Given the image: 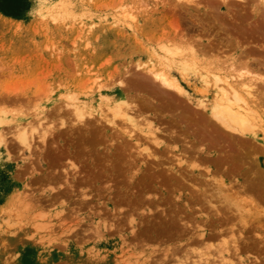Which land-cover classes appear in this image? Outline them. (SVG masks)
<instances>
[{"label": "rangeland", "instance_id": "obj_1", "mask_svg": "<svg viewBox=\"0 0 264 264\" xmlns=\"http://www.w3.org/2000/svg\"><path fill=\"white\" fill-rule=\"evenodd\" d=\"M210 2L0 0V264H264V213L260 223L255 219L244 224L234 207L225 209L231 206L226 196L241 192L238 197L249 200L240 183L250 185L254 174L223 175L222 190V173L214 171L210 179L204 170L207 158L198 157L215 154L192 149L197 164L191 142L182 138L181 123L174 126L180 117L168 110L160 114L148 92L137 87L153 67L182 85L193 101L190 105L211 103L215 90H204L203 77L216 55L208 47L234 38L228 25L224 31L214 22V11L225 15L241 9L252 20L257 18L254 11L264 12V0L245 5L233 1L230 6L219 2V11ZM190 44L211 53L184 71L191 64ZM231 54L220 53L221 59H231ZM261 54L257 57L262 62ZM260 66L250 70L264 93V64ZM180 97L183 104L188 102ZM77 104L86 106L84 115L76 114ZM118 105L129 110L132 122L114 115ZM149 124L155 135L148 134ZM170 129L181 132L177 142ZM149 150L159 162L150 159ZM262 185V194L256 191L255 198L264 211ZM106 239L109 245L99 244ZM224 241L230 243L229 251L223 250Z\"/></svg>", "mask_w": 264, "mask_h": 264}, {"label": "bare ground", "instance_id": "obj_2", "mask_svg": "<svg viewBox=\"0 0 264 264\" xmlns=\"http://www.w3.org/2000/svg\"><path fill=\"white\" fill-rule=\"evenodd\" d=\"M191 1V3L193 2V0H188ZM211 1L210 3H213V6H211L212 10H216L218 9V3L222 2V4L225 5H229L231 2L235 3V5L237 4V2H239V4H247L249 0H209ZM190 3V4H191ZM231 3V4H233ZM209 4V8H210ZM234 5V4H233ZM230 6V5H229ZM236 7V6H235ZM243 7V6H242ZM231 8V7H230ZM230 8L228 10H230ZM227 9V7H226ZM240 9V8H238ZM223 10V9H222ZM241 10V9H240ZM239 10V12L237 11L236 13L232 14L233 11H227L225 13L226 17H224V12H219L220 16L223 15V18L221 17H217V11L216 14H214V12H211L214 14V22H218L219 26L221 27L223 25V30H224V26L228 25L229 26V31L231 30V32H228V35L232 36L234 38L231 37V39L228 37L226 39L228 40H223L221 41V43H219L220 45H212L209 46L208 48H210L212 50V53L210 50H207L206 48H200L197 49V47L195 48V46H193V44L190 47V54H192L190 56V58H188V60L191 62L190 65H185L183 66L182 70L186 71L188 70V67L191 68V66H195L198 65V63L203 61V58H201L203 55L205 56V54L207 53H211L213 56L216 55L214 57V59H211V61H209V67L206 69V75L204 74L203 80L206 86V89L208 92H210V88H213L215 90V95L212 98L211 103H203L201 102V104H196V105H190L193 101L190 98V95L186 92V90L182 87L181 84H179V82L175 79H173L169 74H167L166 72L160 71L162 69H160L159 71H155L154 69H150L149 68V72L150 75L147 76L146 78H150V80L147 81V79H142L144 81L138 83L137 87L143 88L141 90H145L148 92L147 98H150L151 101L156 103V106L154 105L155 109L160 110L161 112H159L160 114L162 113V111H169V114L171 113V111L173 112L171 114V116H173V114H176L180 117L179 121H178V117L176 118L175 123H173L174 126H178L180 123L183 127L184 132H182V138L185 139V141H190L191 143L188 145L189 148L191 149V156H193L194 152H192V149L194 150H201V152L206 153L207 155H212L213 153L215 154V156L213 155V157L210 156H201L198 153V157L202 159L207 158L205 161L208 163V166H206V169L204 167V170L206 171V173L208 172V176L209 178L212 176L213 172L214 173H222L218 182H220L221 188L223 190V186L225 184L222 176L223 175H232L233 177L236 176H243L244 177V173L250 171L251 172V176H253L254 181L250 183V185L247 184H243L242 182L240 183L243 187V191L245 192L247 195L250 196L249 200L246 199H242L238 197V193H235L234 196L232 197H227L225 198V200H227L229 202V204H231V206H228V203L225 207L229 208V207H234L237 211V217H240V220L242 221V223L246 222L247 224H250L249 221H254L255 219L258 221L257 223H260L262 214L264 213L262 205L260 204V202L257 200V198H255L256 196V191L258 192H262L263 190L259 191V189L263 186L262 184L264 183V93H260L259 91V87L256 86V76L253 75V72H251L250 68H254V67H259L261 64H264V58H262L261 56L264 55V37H262L260 34L263 30H264V12H260L258 11V14L260 15L258 17L257 14V10L254 11L252 13V15L254 14V16H256L257 18H253L252 20H250L251 15L248 14L247 12H241ZM219 11V9H218ZM247 14L249 15V18L247 16ZM218 15V16H219ZM216 16V17H215ZM219 18V19H218ZM255 19H257V22ZM210 21V20H209ZM220 21V22H219ZM256 21V22H255ZM210 23V22H209ZM212 23V22H211ZM216 23V24H218ZM215 23H213L214 25ZM215 24V25H216ZM209 25V24H208ZM212 25V24H211ZM262 25V26H261ZM218 27V26H217ZM218 30V28H216ZM221 29V28H220ZM226 29V28H225ZM228 30V28L226 29V31ZM225 31V30H224ZM264 33V32H263ZM217 35V34H216ZM227 35V34H225ZM215 36V35H214ZM218 37V36H217ZM216 37V38H217ZM227 36H224V38ZM197 43V42H196ZM195 43V44H196ZM203 44V43H202ZM211 45V44H210ZM201 45H199L198 47H200ZM215 52V54L213 53ZM228 54V52H232L231 55H233L231 57V59H227L226 60H222L220 53H226ZM235 53H238V55H235ZM257 53L261 54L259 57L262 58V62L261 59H259L257 57ZM252 54H256L253 55V57H251ZM225 55V54H224ZM187 57V56H186ZM189 57V56H188ZM228 57V55H227ZM253 59L254 61H250L249 59ZM186 59V58H185ZM229 61V62H228ZM204 62V61H203ZM207 63V62H206ZM170 64V63H169ZM174 64V62H173ZM172 64V65H173ZM171 65V64H170ZM169 65V66H170ZM227 65V66H226ZM239 65V67L237 66ZM200 66V65H199ZM171 67V66H170ZM261 67V66H260ZM263 67V66H262ZM261 67V68H262ZM155 68V67H154ZM175 68V67H174ZM171 69V68H168ZM167 69V70H168ZM205 69V68H204ZM264 69V68H263ZM254 70V69H253ZM257 70V69H256ZM260 70V69H258ZM257 70V71H258ZM148 71V70H147ZM166 71V70H165ZM205 71V70H204ZM148 72V73H149ZM260 77V75H257V77ZM212 77V78H211ZM258 77V78H259ZM255 78V79H254ZM260 79V78H259ZM263 79H261L262 81ZM136 86L134 87L135 89H138ZM130 88V86H129ZM138 89V90H139ZM262 92V91H261ZM264 92V90H263ZM184 97L188 100V102L186 104H183V100L179 99L178 97ZM180 97V98H181ZM158 98L162 99V101H159ZM137 99V98H136ZM127 100V99H126ZM132 100V99H131ZM181 100V101H180ZM125 102V101H124ZM137 102V101H136ZM183 102V103H182ZM84 104V103H83ZM125 104V103H124ZM144 105V102L142 103ZM189 104V105H188ZM195 104V103H194ZM90 106V104H88ZM132 105V104H131ZM134 105V104H133ZM136 106V105H135ZM139 106V105H138ZM137 106V107H138ZM151 106V105H150ZM153 106V105H152ZM192 106V107H191ZM195 106H199V107H195ZM86 106L84 105H79L77 104L75 109H76V114H78L79 116L84 115V109ZM131 107V106H130ZM148 107V106H147ZM194 107V108H193ZM132 108V107H131ZM130 108V109H131ZM142 108V107H141ZM88 110V109H87ZM134 110V109H133ZM136 110V109H135ZM138 110V109H137ZM147 110V108H146ZM157 110V111H158ZM132 111V110H131ZM142 111V110H141ZM166 111V112H168ZM176 111V113H174ZM177 111L179 112V114H177ZM145 112V111H144ZM113 113L116 116L119 115L121 116V118L129 121H133V117H130L129 114V110H125L123 108H121L120 105H118V107H113ZM138 114V111L136 112ZM165 113V112H164ZM92 114V113H91ZM168 114V113H167ZM155 115V114H154ZM168 116V115H167ZM78 117V116H77ZM163 118V115L162 117ZM172 118V117H170ZM174 118V117H173ZM82 119V118H81ZM88 120V119H87ZM146 120V119H145ZM84 121V120H82ZM135 121V120H134ZM159 121V120H158ZM175 121V120H174ZM173 122V121H172ZM180 122V123H179ZM64 123V122H63ZM84 123V122H83ZM98 123V122H97ZM91 124V123H90ZM170 124L168 123V126ZM87 127V126H86ZM167 127V126H166ZM181 127V126H180ZM147 128H150L148 131V134L151 135H155V128L153 126H151L150 124L148 125ZM154 128V129H153ZM176 130L175 127H172ZM91 129V128H90ZM93 129V128H92ZM157 129V128H156ZM96 129H93V131ZM171 130V129H170ZM181 130V129H180ZM169 131V130H168ZM171 130L170 132L173 133ZM142 132V131H140ZM176 134V137L173 135H171L170 137H172V141H175L177 138V140L179 139V137H177L178 132L174 131ZM145 133V132H144ZM181 134V132H179ZM180 134H178L179 136H181ZM143 135V134H142ZM169 135V134H168ZM145 136V134L143 135ZM148 136V135H147ZM150 137V136H149ZM45 138V137H44ZM181 138V139H182ZM147 139V138H146ZM150 139V138H149ZM153 139V138H152ZM151 139V140H152ZM159 139V138H158ZM171 139V138H170ZM180 139V140H181ZM153 141V140H152ZM155 141L158 144H161V142H159L156 139L155 136ZM177 142V141H175ZM184 143V142H183ZM188 144V143H187ZM157 146V145H156ZM158 147V146H157ZM185 147V146H184ZM142 148V147H141ZM188 149V148H187ZM189 149V150H190ZM150 151V150H149ZM153 151V150H152ZM152 151L148 152L149 155L151 156L150 159H152V157L155 158V160H158L157 162L160 161V157L157 156L156 154H154ZM188 151V150H187ZM200 152V151H199ZM188 153V152H187ZM190 153V152H189ZM201 154V153H200ZM217 154V155H216ZM196 153L194 154L195 157V161L197 163L198 158H196ZM193 157V158H194ZM204 157V158H203ZM192 158V157H190ZM148 159V157H147ZM163 159V158H162ZM189 159V157H188ZM189 161V160H188ZM185 162V161H184ZM155 163V162H154ZM163 163V162H161ZM195 163V162H194ZM199 163H203L202 161H200ZM207 163L204 165H207ZM156 164V163H155ZM180 164H183L182 162H180ZM189 164V162L187 163ZM198 164V163H197ZM161 165V164H159ZM191 165V162H190ZM214 167V170L211 168ZM76 169V168H75ZM163 169V168H162ZM190 169H192L193 173H197L199 175H202L201 172H199L200 170L198 169L197 166H191ZM255 169V170H254ZM175 170V169H174ZM173 170V171H174ZM180 170V169H179ZM170 171V170H169ZM172 171V170H171ZM170 171V172H171ZM178 170H176L177 172ZM167 172V171H166ZM67 173V172H66ZM65 173V174H66ZM75 173V170L74 172ZM81 173V172H80ZM137 173V172H136ZM182 173V172H181ZM249 173V172H248ZM68 174V173H67ZM77 174V173H75ZM206 175V174H205ZM249 175V174H248ZM176 176V175H175ZM180 176V174H179ZM214 176V175H213ZM52 177V176H50ZM186 177V176H182ZM246 177V176H245ZM66 178V177H65ZM71 178V177H69ZM77 178V177H76ZM176 179V178H175ZM179 179V177H178ZM185 180V178H183ZM193 179V178H192ZM211 179V178H210ZM248 180V178H245L244 180ZM70 180V179H69ZM252 179H249V182ZM179 181V180H178ZM199 181V180H198ZM82 182V181H81ZM180 182V181H179ZM186 182V181H185ZM217 182V180H216ZM234 182V181H233ZM247 182V181H246ZM245 182V183H246ZM80 183V182H79ZM77 183V184H79ZM181 183V182H180ZM191 183V182H190ZM248 183V182H247ZM193 184V183H192ZM191 184V185H192ZM232 183L230 182V185ZM239 184V185H240ZM74 186V184H72ZM217 185V184H216ZM229 185V184H228ZM76 186V184H75ZM196 186V185H195ZM218 186V185H217ZM227 186V184H226ZM79 187V186H78ZM100 187V186H99ZM194 187V186H193ZM225 187V186H224ZM228 187V186H227ZM235 187V186H234ZM240 187V186H239ZM71 188V187H70ZM74 188V187H73ZM104 188V187H103ZM102 188V189H103ZM178 188V187H177ZM219 188V187H218ZM217 188V189H218ZM76 189V187H75ZM78 189V188H77ZM99 189V188H98ZM101 189V190H102ZM212 189V188H211ZM215 188H213L214 190ZM231 189V188H229ZM235 189V188H234ZM196 190V189H195ZM193 190V191H195ZM200 190V189H199ZM212 190V191H213ZM221 190V189H220ZM221 190V191H222ZM238 191V189H236ZM242 190V189H240ZM198 191V190H197ZM206 191V190H204ZM211 191V192H212ZM191 192V191H190ZM203 192V190H202ZM214 192V191H213ZM211 194H214V193ZM225 192V191H224ZM227 192V191H226ZM257 192V193H258ZM72 193V191H71ZM81 193V192H80ZM244 193V194H245ZM57 194V192H56ZM74 194V193H73ZM101 194V193H100ZM114 194V193H113ZM203 194V193H202ZM241 194V192L239 193ZM262 194V193H261ZM261 194H257V196L259 195V199L260 196H262ZM81 195V194H80ZM85 195V194H84ZM83 195V196H84ZM97 195H98V191H97ZM115 195V194H114ZM198 195H200V192L198 193ZM228 195V194H227ZM60 196V195H58ZM56 195V197H58ZM82 196V195H81ZM79 196V197H81ZM82 196V197H83ZM89 196V195H88ZM100 196H103L100 195ZM135 196V195H134ZM138 196V194H137ZM168 196V195H167ZM210 196V195H209ZM230 196V195H228ZM75 197V196H74ZM198 197V196H197ZM208 197V196H207ZM223 197V196H222ZM263 200H264V195L262 196ZM92 198V197H91ZM141 198V197H140ZM139 198V199H140ZM194 198V197H193ZM200 198V197H199ZM198 200H201V198ZM203 198V197H202ZM166 199V198H165ZM204 199V198H203ZM206 199V198H205ZM220 199V198H219ZM222 199V198H221ZM87 200V199H86ZM146 200V199H145ZM151 200V199H150ZM194 200V199H193ZM197 200V201H198ZM90 201V200H89ZM142 201H144L142 199ZM164 201V200H163ZM168 201V200H167ZM207 201V199L205 200ZM204 201V202H205ZM88 202V201H87ZM91 202V201H90ZM116 202V201H115ZM158 202V201H156ZM173 202V201H171ZM183 202V201H182ZM207 201V205H208ZM211 202V201H210ZM219 202V201H217ZM89 203V202H88ZM87 203V204H88ZM117 203V202H116ZM146 203V202H145ZM185 203V202H184ZM205 203V204H206ZM77 204V203H76ZM80 204V203H79ZM86 204V205H87ZM106 204V203H105ZM150 204V203H149ZM173 204V203H172ZM183 204V203H182ZM222 204V202H221ZM12 205V204H11ZM89 205V204H88ZM147 205V204H146ZM175 205V204H174ZM192 206V204H190ZM211 205V204H209ZM103 206V205H102ZM136 206V205H135ZM177 206V205H176ZM212 208L209 209H213V205H211ZM215 206V205H214ZM225 206V205H224ZM79 207V205H78ZM189 207V206H187ZM200 207V206H199ZM103 208V207H102ZM175 208V207H174ZM13 209V208H12ZM135 209V207H134ZM233 208H230V210L232 211ZM172 210V209H171ZM180 210V209H179ZM107 211V210H106ZM216 211V210H215ZM219 211V210H218ZM3 212V211H2ZM101 212V210H100ZM136 212V211H135ZM144 212V211H143ZM193 212V211H192ZM217 212V211H216ZM215 212V213H216ZM225 212V210H224ZM108 213V211L106 212ZM105 213V214H106ZM145 213V212H144ZM165 213V212H164ZM179 213V212H178ZM194 213V212H193ZM212 213V212H211ZM221 213V212H220ZM226 213V212H225ZM224 213V214H225ZM232 213V212H230ZM13 214V213H12ZM122 214V213H121ZM124 214V213H123ZM146 214V213H145ZM148 214V212H147ZM146 214V215H147ZM151 214V213H150ZM176 214V213H175ZM180 214V213H179ZM184 214V213H183ZM14 215V214H13ZM113 215V214H112ZM145 215V216H146ZM234 215V212H233ZM115 216V215H114ZM152 216H154V214H152ZM175 216V215H174ZM178 215H176L177 217ZM215 216V215H214ZM216 216L218 217L217 213ZM236 216V215H234ZM107 217V216H106ZM119 218V216H117ZM116 217V218H117ZM124 217V216H123ZM175 217V218H176ZM187 217V216H186ZM222 217V216H221ZM236 217V218H237ZM114 218V217H113ZM117 218V219H118ZM170 218V216L168 217ZM105 219V218H104ZM116 219V220H117ZM126 219V218H125ZM179 219V218H178ZM177 219V220H178ZM181 219H183V217H181ZM185 219V218H184ZM220 219V218H219ZM223 219V218H222ZM263 219V218H262ZM147 220V219H145ZM201 220V219H200ZM200 220L197 221L200 223ZM203 220V219H202ZM205 220V219H204ZM203 220V221H204ZM213 220V219H212ZM140 221V219H139ZM158 221V220H157ZM189 221V219H188ZM228 221V220H227ZM118 222V221H117ZM126 222V221H125ZM135 222V220H134ZM152 222V221H151ZM175 220L173 221L174 224ZM184 222V220H183ZM186 222V221H185ZM224 222V221H223ZM222 222V223H223ZM230 222V220H229ZM137 223V222H136ZM139 223V222H138ZM137 223V224H138ZM143 223V222H142ZM141 223V224H142ZM150 223V222H149ZM162 223V222H161ZM169 223V222H168ZM212 223V222H211ZM221 223V224H222ZM252 223V222H251ZM110 224V223H108ZM107 224V225H108ZM130 224V223H129ZM150 224H153L150 223ZM172 224V223H171ZM186 224V223H184ZM224 224V223H223ZM238 224V223H237ZM245 224V223H244ZM243 224V225H244ZM253 224V223H252ZM106 225V226H107ZM135 225V223H134ZM155 225V224H154ZM182 225V223L180 224ZM199 225V224H198ZM264 225V224H262ZM100 226V225H99ZM110 226V225H109ZM114 226V225H113ZM148 226V225H146ZM188 226V225H187ZM197 226V224H196ZM234 226V225H233ZM261 226V225H260ZM108 227V226H107ZM135 227V226H134ZM185 227V226H184ZM183 227V228H184ZM211 227V226H210ZM230 227V226H229ZM228 227V228H229ZM199 228V227H198ZM214 228V227H213ZM238 228V227H236ZM235 228V229H236ZM245 228V227H244ZM258 228V227H257ZM108 229V228H107ZM116 229V228H115ZM139 229V228H138ZM231 229V228H230ZM240 229V228H238ZM237 229V230H238ZM264 229V228H263ZM109 230V229H108ZM114 230V228H113ZM122 230V229H121ZM120 230V231H121ZM140 230V229H139ZM138 230V231H139ZM209 230V228H208ZM214 230V229H213ZM213 230H211L213 232ZM224 230V229H223ZM221 229V232L223 231ZM227 230V229H226ZM96 231V230H95ZM107 231V230H106ZM119 231V232H120ZM172 231V230H171ZM179 231V230H177ZM184 231V229L182 230V232ZM193 231V230H192ZM191 231V232H192ZM199 231V230H198ZM229 231V230H228ZM232 231V230H231ZM235 231V230H234ZM204 232V231H203ZM233 232V231H232ZM236 232V231H235ZM238 232V231H237ZM100 234V232H98ZM104 233V231H103ZM111 233V232H109ZM118 233V231H117ZM137 233V232H136ZM134 234V237L136 238V236H138L137 234ZM179 233V232H177ZM219 232H217L215 236L218 235ZM225 233V232H223ZM259 233V232H258ZM139 234V233H138ZM186 233H184L185 235ZM196 235V233H194ZM210 234V233H209ZM212 234V233H211ZM236 233H234L233 235H235ZM104 235V234H103ZM140 235H142L140 233ZM223 235V234H222ZM226 235V234H225ZM232 235V236H233ZM254 235V234H253ZM94 236V235H93ZM96 236V235H95ZM100 236V235H99ZM105 236V235H104ZM108 236V235H107ZM178 236V234H177ZM198 236V235H197ZM228 236V235H227ZM237 236V235H236ZM259 236V235H258ZM201 237V235H200ZM209 238H214V237H210L207 236ZM230 237V236H229ZM238 237V236H237ZM236 237V238H237ZM245 237V236H243ZM144 238V237H143ZM197 238V237H196ZM235 238V237H234ZM261 238V237H260ZM111 239V238H110ZM145 239V238H144ZM158 239V238H157ZM164 239V238H163ZM198 239V238H197ZM243 239V238H241ZM247 239V238H246ZM245 239V240H246ZM141 240V238H140ZM149 240V239H148ZM230 240V239H229ZM246 243H248V241H245ZM102 241V240H101ZM109 239H106L102 242H100V245H104L107 246L110 244ZM132 241V240H131ZM143 241V240H142ZM200 241H202L200 239ZM206 241V240H205ZM211 241V240H210ZM233 242V240H231ZM236 241V240H235ZM242 241V240H240ZM255 241V240H254ZM262 241V240H261ZM124 242V241H123ZM138 242V241H137ZM250 242V241H249ZM130 243V242H129ZM206 243V242H204ZM236 243V242H235ZM220 244V243H219ZM222 244H224L223 246V250H227L229 251L231 249V247L229 248V244L227 243V241H224ZM222 244L220 245V247L222 246ZM228 244V246H227ZM98 245V244H97ZM114 245V243H113ZM112 245V246H113ZM120 245V244H119ZM129 245V244H128ZM95 246V244H94ZM111 246V245H110ZM127 246V245H126ZM205 246V245H203ZM210 246V245H209ZM239 246V243H237V247ZM243 246V245H242ZM109 247V246H108ZM129 247V246H128ZM127 247V248H128ZM251 247V246H250ZM240 248V247H239ZM249 248V247H248ZM241 249V248H240ZM209 250V249H208ZM236 250V249H235ZM245 250V249H244ZM260 250V249H259ZM222 249L220 250L221 253ZM238 251V250H237ZM240 251V250H239ZM243 251V250H241ZM145 252V251H144ZM165 252V251H164ZM172 252V251H171ZM232 252V250H231ZM175 253V252H174ZM239 253V252H238ZM134 254V253H133ZM132 254V255H133ZM166 254V253H165ZM234 254V252H233ZM137 255V254H136ZM170 255V254H169ZM173 255V253L171 254ZM232 255V254H230ZM239 255V254H238ZM127 256V255H126ZM138 256V255H137ZM234 256V255H233ZM231 256V257H233ZM120 257V256H119ZM173 257V256H172ZM227 257V256H226ZM75 259V258H74ZM121 259V258H120ZM231 259V258H230ZM129 260V259H128ZM146 260V259H145ZM144 260V261H145ZM152 260V259H151ZM155 262L157 259H154ZM160 260V259H159ZM240 260V259H239ZM74 261V260H73ZM141 261V260H140ZM139 261V262H140ZM164 261V260H161ZM171 261V260H170ZM149 262V261H148ZM152 262V263H155ZM93 263V262H92ZM104 263V262H103ZM95 264V263H94ZM145 264V263H144Z\"/></svg>", "mask_w": 264, "mask_h": 264}, {"label": "trees", "instance_id": "obj_3", "mask_svg": "<svg viewBox=\"0 0 264 264\" xmlns=\"http://www.w3.org/2000/svg\"><path fill=\"white\" fill-rule=\"evenodd\" d=\"M2 6H0V8H1ZM3 8V7H2ZM5 9V8H4ZM7 11V10H6ZM9 14H14V13H12V11H7Z\"/></svg>", "mask_w": 264, "mask_h": 264}]
</instances>
